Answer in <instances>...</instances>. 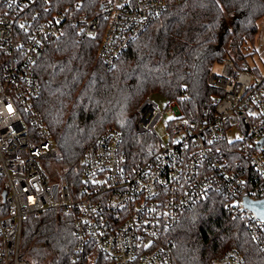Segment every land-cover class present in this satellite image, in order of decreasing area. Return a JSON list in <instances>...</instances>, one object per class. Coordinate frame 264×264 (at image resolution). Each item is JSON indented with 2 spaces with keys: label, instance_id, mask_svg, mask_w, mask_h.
I'll return each mask as SVG.
<instances>
[{
  "label": "built area",
  "instance_id": "obj_1",
  "mask_svg": "<svg viewBox=\"0 0 264 264\" xmlns=\"http://www.w3.org/2000/svg\"><path fill=\"white\" fill-rule=\"evenodd\" d=\"M181 2L182 0H175ZM173 0H99L89 14L83 0H0V264H32L21 255L25 222L41 211L74 217L75 264H174L172 230L183 212L219 193L228 213L244 219L264 247V219L244 204L264 198V70L255 60L225 59L208 84L222 91L198 120L152 93L136 109L135 129L151 133L158 149L136 164L122 150L123 132L106 129L78 159V185L51 180L46 164L55 140L35 106V69L45 46L66 27L95 38L108 68ZM264 63V62H263ZM11 107V111H9ZM167 141L156 131L164 115ZM236 248L210 264H242Z\"/></svg>",
  "mask_w": 264,
  "mask_h": 264
},
{
  "label": "trees",
  "instance_id": "obj_2",
  "mask_svg": "<svg viewBox=\"0 0 264 264\" xmlns=\"http://www.w3.org/2000/svg\"><path fill=\"white\" fill-rule=\"evenodd\" d=\"M83 1L89 14L98 11L99 0ZM263 16L264 0H173L112 68L99 59L102 32L91 38L66 27L35 67L41 79L35 106L57 149L46 164L51 180L78 185V159L108 128L123 132L122 150L133 164L154 153L156 137L135 129L136 109L150 93L176 100L191 120L214 110L212 100L222 91L208 84L211 67L225 59L247 60L245 47ZM171 236L174 264H210L228 248L240 251L242 264H264V247L216 192L188 207ZM75 245L74 217L64 209L41 211L24 224L21 255L32 264H75Z\"/></svg>",
  "mask_w": 264,
  "mask_h": 264
},
{
  "label": "rangeland",
  "instance_id": "obj_3",
  "mask_svg": "<svg viewBox=\"0 0 264 264\" xmlns=\"http://www.w3.org/2000/svg\"><path fill=\"white\" fill-rule=\"evenodd\" d=\"M245 52L249 53L248 55V61L249 62H253L255 60V62L257 63L258 67L261 70H264V16L261 17V19H259L258 21V32L255 35L254 39L252 42L247 43L246 47H245ZM222 69V63L221 62H216L213 65V70L215 72H220ZM153 98L159 102L160 106L162 109H164L165 105H166V97H164L163 95L157 94L155 93L153 95ZM170 119V115L168 113H164L161 121L159 123H157L156 125V131L157 133L162 137V139L167 141L166 135H167V129H166V123L167 121H169ZM56 166V165H54ZM58 171V169L54 168L52 169V175L54 178H58V175H56V172ZM59 181V180H58Z\"/></svg>",
  "mask_w": 264,
  "mask_h": 264
},
{
  "label": "water",
  "instance_id": "obj_4",
  "mask_svg": "<svg viewBox=\"0 0 264 264\" xmlns=\"http://www.w3.org/2000/svg\"><path fill=\"white\" fill-rule=\"evenodd\" d=\"M244 204L246 207L254 211L259 218L264 219V198L253 200L245 197Z\"/></svg>",
  "mask_w": 264,
  "mask_h": 264
},
{
  "label": "snow or ice",
  "instance_id": "obj_5",
  "mask_svg": "<svg viewBox=\"0 0 264 264\" xmlns=\"http://www.w3.org/2000/svg\"><path fill=\"white\" fill-rule=\"evenodd\" d=\"M9 111H11V107H9Z\"/></svg>",
  "mask_w": 264,
  "mask_h": 264
}]
</instances>
